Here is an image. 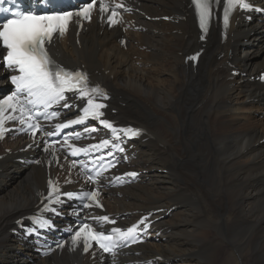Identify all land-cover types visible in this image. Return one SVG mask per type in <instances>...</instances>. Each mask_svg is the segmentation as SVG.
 <instances>
[{
    "label": "bare ground",
    "instance_id": "1",
    "mask_svg": "<svg viewBox=\"0 0 264 264\" xmlns=\"http://www.w3.org/2000/svg\"><path fill=\"white\" fill-rule=\"evenodd\" d=\"M134 2L169 22L134 17L148 30L132 34L127 50L118 41L120 30L97 21L78 39L72 34L53 47L58 61L84 67L108 86L120 124L134 121L147 132L136 142V166L153 182L122 190L113 204L107 198L109 213H130L126 219L133 222L146 212L172 209V219L160 211L155 216V232L168 242L139 249L145 257L160 256L156 264H215L222 252L221 264H264V86L249 81L264 66V26L237 19L226 43L212 30L193 69L184 57L202 46L187 0L175 12L180 0ZM5 78L0 66V90ZM21 148L19 142H7L4 150L0 145V264L90 262L80 248L38 260L11 234L15 221L35 210L37 195L56 172L44 164H19L16 159L26 155ZM177 204L183 205L174 209ZM200 220L218 224V232L203 229Z\"/></svg>",
    "mask_w": 264,
    "mask_h": 264
},
{
    "label": "snow or ice",
    "instance_id": "2",
    "mask_svg": "<svg viewBox=\"0 0 264 264\" xmlns=\"http://www.w3.org/2000/svg\"><path fill=\"white\" fill-rule=\"evenodd\" d=\"M4 0H0L3 3ZM228 4H240L241 7L247 8L249 5L243 3L242 0H227ZM197 6L200 17L201 28H206L209 19V3L208 0H194ZM50 8L51 14H37L33 11L22 12L17 11L11 13L12 18H9L0 26V44L6 49V55L3 56L5 66L11 68L18 75L10 77L15 85L16 92L9 95L6 99L0 102V116L3 115L4 108L7 107L15 111L20 104L19 97L26 95L28 103L32 105H40L45 108L52 104H58L61 101L69 99L65 96L66 92H76L80 96H87L90 92H98L97 87H85L87 82L86 74L79 71L72 72L63 67L55 65L50 59L45 50V43L50 42L54 34H63L67 30V25L74 15L72 12L63 10V6L58 4L56 0H43V5ZM95 7V4L83 6L75 15L83 18H90V10ZM101 11H106L103 3L100 5ZM116 12H112V17L116 16ZM112 17H109L111 23H116ZM225 26L228 24V14L225 12ZM191 59H195L192 57ZM87 107L83 109L84 115L78 120H71L69 124L82 123L85 118L92 116L99 118L103 115L100 109L105 105L94 103L91 98L87 100ZM69 107L67 103L63 105ZM20 112L23 114L25 109L20 107ZM24 123L23 120L20 121ZM0 121V126H2ZM105 127L111 128L112 125L107 121H102ZM32 127V125H29ZM58 128L68 127V124H61ZM95 131L96 129H91ZM115 131V129H113ZM125 133L139 135L137 130L123 129ZM0 138H3V133L0 131ZM67 142V141H65ZM103 143L108 144L107 140ZM129 176H136L135 172L128 173ZM51 183V182H50ZM71 196V193L66 194ZM97 193L89 194V198L95 200ZM99 206V205H98ZM103 221H108V217L100 218ZM146 219V218H145ZM112 223H115L112 221ZM141 224L144 221H140ZM138 226H133L127 229V232L121 233L119 228H114L113 232L120 234V239H126L133 236ZM29 231H32L31 229ZM83 237L84 250L87 251L90 247L89 241H95L100 248L105 252H110L115 246L114 239L111 235L95 230L92 226L84 224L73 236V242L76 243Z\"/></svg>",
    "mask_w": 264,
    "mask_h": 264
},
{
    "label": "rangeland",
    "instance_id": "3",
    "mask_svg": "<svg viewBox=\"0 0 264 264\" xmlns=\"http://www.w3.org/2000/svg\"><path fill=\"white\" fill-rule=\"evenodd\" d=\"M183 2H184V0H180V5H178L175 9H173L171 12H175V11H177V10H179V9H181L182 8V6H183ZM172 25L173 26H189V27H191L192 25H181V23H179V22H176V21H173L172 22ZM173 35V34H172ZM173 36H176V35H173ZM177 37H179V36H177ZM172 41H173V43H177V39H172ZM251 44V43H250ZM183 47H185L184 45H181L180 46V48H183ZM176 54H178L177 52H176ZM137 66H139L140 67V64H137ZM180 69H182V68H180ZM186 69H189L188 67L186 68ZM133 104H129V106H127L128 108H130L132 111H134L135 110V107H133L132 106ZM260 114H263L262 112L260 113ZM128 117H127V119L128 118H133V117H135V115H133V116H129V115H127ZM147 116V115H146ZM6 149V148H5ZM2 150H4V148H2ZM1 160V159H0ZM26 169V168H25ZM162 184V183H161ZM183 204H186V203H183ZM182 204V205H183ZM192 205L193 203H188V204H186V205H188V207H190L189 205ZM194 204H195V207L197 206V204H196V202H194ZM181 204H177V205H174L173 207H174V209H177L178 208V206H180ZM181 205V206H182ZM176 206V207H175ZM161 209H163V208H161ZM179 211H180V209H178ZM183 210H187L186 209V207L185 208H183ZM196 211H197V209H196ZM159 213V212H158ZM174 213L173 212H171V215H169L168 217L170 218L171 216V218L170 219H172L173 217H174V215H173ZM167 217V216H166ZM199 222H201L202 223V226H203V229H205V228H209L210 230H212L211 232H214V233H216V226H219L218 224H213V223H211V222H209V221H207V220H200ZM208 225H210V226H208ZM211 226H213V227H211ZM207 230V229H206ZM218 232V231H217ZM171 240L172 241H176L174 238H171ZM188 245H191L192 246V243H188ZM223 256H224V252H222L221 253V255H220V258L218 257L217 259H216V261H215V264H221V260H222V258H223ZM173 260H176V259H173ZM192 261H195V259H192Z\"/></svg>",
    "mask_w": 264,
    "mask_h": 264
}]
</instances>
